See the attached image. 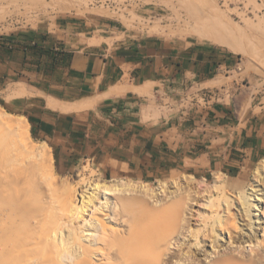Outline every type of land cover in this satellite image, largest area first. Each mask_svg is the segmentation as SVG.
Returning a JSON list of instances; mask_svg holds the SVG:
<instances>
[{
	"label": "crops",
	"instance_id": "1",
	"mask_svg": "<svg viewBox=\"0 0 264 264\" xmlns=\"http://www.w3.org/2000/svg\"><path fill=\"white\" fill-rule=\"evenodd\" d=\"M115 29L66 17L2 42L10 51L0 44V74L21 73L30 94L24 116L61 166L101 156L111 173L134 178L238 173L261 155L264 103L247 105L232 92L229 52L157 36L119 39Z\"/></svg>",
	"mask_w": 264,
	"mask_h": 264
},
{
	"label": "bare ground",
	"instance_id": "2",
	"mask_svg": "<svg viewBox=\"0 0 264 264\" xmlns=\"http://www.w3.org/2000/svg\"><path fill=\"white\" fill-rule=\"evenodd\" d=\"M63 1L50 2L59 10H85L80 2ZM8 7L0 3L1 19L20 10ZM110 13L126 25L133 20L121 11ZM177 15L179 26L154 22L146 26L148 32L205 38L246 52L224 18L215 26L207 17L192 23ZM226 22L232 29L219 32V27L228 26ZM29 126L25 117L0 108V149L10 145L19 152V156L0 152V264H260L264 260V253L256 249L264 251V208L261 211L258 204L264 203V191L255 183L264 182V160L244 198L240 192L223 190L219 175L213 184L182 176L174 181V189L166 182L152 187L130 179L83 178L78 187L58 180L57 186L47 189L45 182L54 177L52 154L46 142L32 140ZM159 192L164 198L158 199ZM232 206L236 212L231 213ZM227 241L242 249L240 255L235 250L219 253ZM247 246L250 252L244 254Z\"/></svg>",
	"mask_w": 264,
	"mask_h": 264
},
{
	"label": "rangeland",
	"instance_id": "3",
	"mask_svg": "<svg viewBox=\"0 0 264 264\" xmlns=\"http://www.w3.org/2000/svg\"><path fill=\"white\" fill-rule=\"evenodd\" d=\"M0 1L1 4L6 6L9 5L10 8L8 7V9H15L16 7L20 9L19 11L13 10L12 13L6 14L3 17L4 19H1L2 17L0 18V44L2 47L4 46L3 49L7 51H10L11 47L2 42H5L7 39L15 38L19 34L44 30L48 27L50 28L56 21H60L66 17H92L99 21L115 25V35L123 34L119 39L157 36L171 42L182 44L198 42L223 49L229 52V54H231L237 61L236 65L230 66L227 71V73L231 75V78L235 80L234 88H231L233 90L232 92L241 90V94L245 97V103L247 105L258 100H262V103H264V32L260 29V25L262 27L264 26V0H70L75 3L80 2L85 8L82 12L59 10L57 7H52L54 0ZM60 1L64 2L63 0ZM60 1L55 0L56 3H61ZM46 2H49L50 4H45L44 6V3ZM111 10L121 11L127 18H132L133 20L131 24L126 25L118 16L110 13ZM177 14L182 15L186 20H190L192 23L196 21L195 19L200 20L207 17L208 19L213 20L215 26L219 24L218 21L220 20V17L224 18L223 20H226L233 26L234 40L240 46L245 47L246 52L239 53L233 51L205 38H195L192 36L178 37L148 32L146 26L152 25L154 22L169 24L173 27L179 26V22L177 24ZM227 22L226 24H228ZM229 24L224 28L219 27L218 31H227L229 28H225L231 27ZM254 24L257 26H255L256 28L254 27ZM12 44L13 42H11L10 45L12 46ZM23 81L24 79L21 77L19 71H14L10 73L9 76L0 74V108H3L6 112L15 117L26 118L24 115L27 112L26 103L28 102L30 94H14L15 88L26 87L25 84L21 83ZM262 122L263 124L257 126V132L260 135L263 144L261 155L254 159L249 167L238 173L215 171L210 174L206 172L176 169L166 171L157 176L148 175L145 178H134L130 174L123 173L116 175L111 173L110 166L102 161L103 158L101 156H80L79 158H71L75 161H70L67 165L64 164L61 166L58 162L59 155L56 157L57 152H51V148H49L52 154V172L54 173V177L53 179L49 178V180L45 182V185L47 184L46 188L49 189L52 186H57L60 182H64L78 187V183L82 181V178L86 180L90 179L91 181H96L98 179L111 180L112 182H120L122 179H130L132 181H142L152 187H158L163 182H166L172 187L171 189H174V186H172L174 181L180 180L182 176L191 175L198 181L203 180L208 184H213L217 180L215 177L219 175V184L223 190L227 189V192L232 195L240 192L243 194L242 196L244 198V196L247 195L248 188L252 186V183H254L255 178L257 177L256 170H258V167L261 166V163L264 160V115ZM29 133L34 142L37 143L42 141L36 138L30 129V126ZM8 144L9 142H6V145ZM14 150V147L9 145L8 147H5V149H0V152H12L14 156H19V152ZM17 159L19 160L20 158L17 157ZM58 180L61 181L59 182ZM255 183L264 191V182H260L259 180V183L258 181H255ZM161 194L159 192L158 196L161 198L159 197L158 199L164 198L162 196L165 194ZM235 201L236 204L240 206V201ZM258 204L260 205L259 209L262 211L264 203L259 201ZM259 209H255V212H258L259 214L258 216L261 215ZM231 211V213L236 212L234 206L231 207ZM221 212H223V210ZM228 246H230L228 241L223 242L221 247H219V253L229 252L231 250H235L236 253L237 251L239 253V250L242 251L241 248ZM250 249L251 247L249 246L245 247L243 253L248 254ZM256 249L259 250L260 254L264 253L261 248L257 247ZM215 253L209 256L212 257ZM209 256L207 255L206 258V255H203V257L206 258V261L209 259ZM262 258L264 259V257ZM261 261L260 264H264V260Z\"/></svg>",
	"mask_w": 264,
	"mask_h": 264
}]
</instances>
